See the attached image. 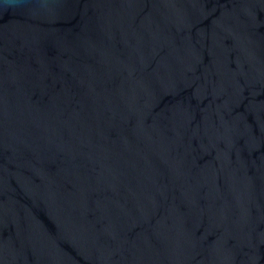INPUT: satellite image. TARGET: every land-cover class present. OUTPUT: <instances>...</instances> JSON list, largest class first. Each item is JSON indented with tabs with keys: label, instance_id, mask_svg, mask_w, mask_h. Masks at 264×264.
Returning <instances> with one entry per match:
<instances>
[{
	"label": "water",
	"instance_id": "obj_1",
	"mask_svg": "<svg viewBox=\"0 0 264 264\" xmlns=\"http://www.w3.org/2000/svg\"><path fill=\"white\" fill-rule=\"evenodd\" d=\"M0 264H264V0H0Z\"/></svg>",
	"mask_w": 264,
	"mask_h": 264
}]
</instances>
